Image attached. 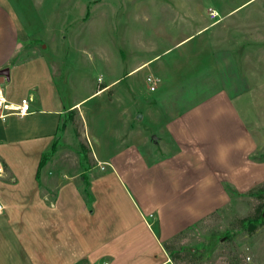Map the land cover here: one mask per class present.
Masks as SVG:
<instances>
[{
  "label": "rangeland",
  "instance_id": "374dc122",
  "mask_svg": "<svg viewBox=\"0 0 264 264\" xmlns=\"http://www.w3.org/2000/svg\"><path fill=\"white\" fill-rule=\"evenodd\" d=\"M0 7L14 20L24 44L12 63L39 58L35 64L43 67L37 78L46 89L43 108L69 107L56 115L68 131L59 136L68 151L60 152L61 161L50 166L51 176L62 170L60 164L74 165L79 159L82 167L66 168L67 173L84 170L90 180L107 176L100 181L104 188L105 182L111 184L107 163L83 169L92 158L91 148L98 151L88 131L114 146L126 131H134L132 140L141 147L134 152L129 180L126 174L124 178L139 207L144 206L141 195L153 205L159 203L153 199L158 170L145 164L143 146L150 147L148 163L161 162L168 156L159 145L165 124L221 90L256 141L250 158L264 162V0H0ZM213 9L215 18L209 16ZM148 75L156 78L154 90L149 89ZM84 96L89 97L74 108ZM222 108L208 105L198 122L211 125L208 131L225 130L235 122L229 113L214 114ZM51 115L45 111L34 117ZM38 146L27 153L31 161H39L48 148ZM104 152L97 154L114 155ZM225 186L229 202L169 242L176 264H264V195L248 193L264 189V179L242 191L230 183ZM146 206H151L148 201ZM257 215L262 220L252 232L241 225V218Z\"/></svg>",
  "mask_w": 264,
  "mask_h": 264
},
{
  "label": "crops",
  "instance_id": "0c3cea01",
  "mask_svg": "<svg viewBox=\"0 0 264 264\" xmlns=\"http://www.w3.org/2000/svg\"><path fill=\"white\" fill-rule=\"evenodd\" d=\"M17 31L12 17L0 7V84L12 102L33 96L29 114L0 119V264H176L169 242L229 202L226 184L242 191L264 179V162L249 156L255 151L256 141L226 103L223 90L191 104L165 124L159 145L168 156L161 162L155 159L148 163L150 147L143 146L145 164L158 170L153 199L159 203L153 205L141 195L144 206L139 207L127 185L130 166L136 160L134 152L140 146L132 140L134 131H124L125 137H119L116 146L110 139L88 131L98 151L91 148L92 158L83 169L87 166L88 171L95 170L107 163L111 184L105 182L104 188L100 181L109 179L107 176L90 180L83 176L84 170L67 173L66 168L82 167L79 159L75 166L60 164L62 170L51 176L50 166L61 161L57 159L60 152L68 151L60 145L59 138L68 131H64L66 126L59 131L58 116L69 107L43 108L46 89L37 82L43 70L35 64L39 58L12 63L24 46ZM9 86L15 89L12 93ZM87 97L72 106L79 107ZM218 104L223 108L214 114L227 117L229 113L235 123H228L223 131L221 127L208 131L211 125L201 126L198 119L205 115L199 112ZM45 111L51 112V117H34ZM57 133L58 141L54 139ZM54 142V154L38 170L39 161H31L27 153L35 152L38 143L45 149ZM102 150L114 155L100 157L97 152ZM44 167L47 171H42ZM86 184L91 198L83 193ZM168 203H172L169 208Z\"/></svg>",
  "mask_w": 264,
  "mask_h": 264
},
{
  "label": "built area",
  "instance_id": "2783aa9c",
  "mask_svg": "<svg viewBox=\"0 0 264 264\" xmlns=\"http://www.w3.org/2000/svg\"><path fill=\"white\" fill-rule=\"evenodd\" d=\"M218 15L215 9L209 11V16L215 18ZM149 89H155L156 78L153 75H148L146 78ZM33 101V96L28 95L26 98L20 99L18 102H12L6 97L3 87L0 84V119H4L7 115H17L23 117L29 114L30 104ZM2 207L0 206V212Z\"/></svg>",
  "mask_w": 264,
  "mask_h": 264
},
{
  "label": "trees",
  "instance_id": "16d2710c",
  "mask_svg": "<svg viewBox=\"0 0 264 264\" xmlns=\"http://www.w3.org/2000/svg\"><path fill=\"white\" fill-rule=\"evenodd\" d=\"M64 126H65V123L60 125L59 131H63L64 130ZM55 150H56V143L54 142V143H52V145L48 149H46V151L42 152L40 160H39V163H38V170L54 154ZM86 186H88V185L86 184L84 186V189H83L84 195L87 198H91V194H90L89 191H87V187ZM248 193L253 194L255 196H261V195H264V189L262 187H258L255 190H249ZM261 220H262L261 215H257V216H254V217L241 218L240 222H241V225L246 230H248L249 232H252L255 229V227L257 226V224L259 222H261ZM164 264H171V263L167 262V263H164Z\"/></svg>",
  "mask_w": 264,
  "mask_h": 264
},
{
  "label": "bare ground",
  "instance_id": "6f19581e",
  "mask_svg": "<svg viewBox=\"0 0 264 264\" xmlns=\"http://www.w3.org/2000/svg\"><path fill=\"white\" fill-rule=\"evenodd\" d=\"M137 70V69H136Z\"/></svg>",
  "mask_w": 264,
  "mask_h": 264
}]
</instances>
